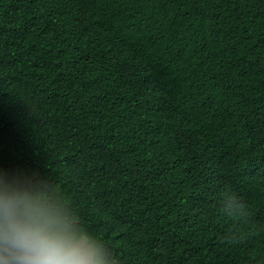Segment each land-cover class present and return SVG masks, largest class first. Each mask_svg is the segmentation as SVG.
Returning a JSON list of instances; mask_svg holds the SVG:
<instances>
[{
    "label": "trees",
    "instance_id": "16d2710c",
    "mask_svg": "<svg viewBox=\"0 0 264 264\" xmlns=\"http://www.w3.org/2000/svg\"><path fill=\"white\" fill-rule=\"evenodd\" d=\"M105 264H264V0H0V190Z\"/></svg>",
    "mask_w": 264,
    "mask_h": 264
},
{
    "label": "clouds",
    "instance_id": "9594fccd",
    "mask_svg": "<svg viewBox=\"0 0 264 264\" xmlns=\"http://www.w3.org/2000/svg\"><path fill=\"white\" fill-rule=\"evenodd\" d=\"M0 264H105L87 233L12 187L0 190Z\"/></svg>",
    "mask_w": 264,
    "mask_h": 264
}]
</instances>
